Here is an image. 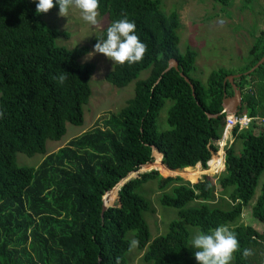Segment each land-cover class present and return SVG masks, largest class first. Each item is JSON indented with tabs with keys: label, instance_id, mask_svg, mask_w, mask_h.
Instances as JSON below:
<instances>
[{
	"label": "trees",
	"instance_id": "obj_1",
	"mask_svg": "<svg viewBox=\"0 0 264 264\" xmlns=\"http://www.w3.org/2000/svg\"><path fill=\"white\" fill-rule=\"evenodd\" d=\"M214 1L228 8L238 1L249 10L255 0ZM58 10L54 4L38 14L33 0H0V264H129L135 248L144 251L145 264H195L191 227L208 231L218 225L237 234L240 250L230 264H264V231L243 222L264 175V63L246 74L264 57V32L240 70L217 69L203 83L193 77L196 51H179L177 12H163L160 0H100L98 12L108 17V26L125 16L134 20L147 46L141 61L114 64L105 76L118 89L135 82V94L102 127L49 153L48 142H60L68 124L83 126L96 71L94 63L81 62L90 45L70 49L56 44L62 33L45 18ZM173 59L180 71L162 76ZM64 71L63 84L53 80ZM144 71L149 75L140 80ZM236 75H241L235 84L242 92L237 116L252 122L248 129L231 130L235 141L225 149V170L218 177L221 195L207 177L191 183L152 170L127 182L119 191L120 204L102 215L106 192L153 163V147L175 172L217 165V142L223 139L227 115L208 114L222 113L226 96L234 95L228 77ZM167 101L172 102L169 129L162 131L158 118ZM237 141L242 143L239 151ZM19 154L44 159L38 167L21 166ZM151 181L157 183L160 204L177 211L169 231L155 239L146 218L154 212L152 203L140 191ZM117 198L118 192L111 206ZM251 207L253 217L264 224V181ZM132 239L138 245L130 249ZM244 248L252 254L244 257Z\"/></svg>",
	"mask_w": 264,
	"mask_h": 264
},
{
	"label": "rangeland",
	"instance_id": "obj_2",
	"mask_svg": "<svg viewBox=\"0 0 264 264\" xmlns=\"http://www.w3.org/2000/svg\"><path fill=\"white\" fill-rule=\"evenodd\" d=\"M160 1L163 12L166 14L177 12L179 14L180 27L178 29V35L180 38V53L185 55L189 48L195 50L197 53L196 70L193 73V77L206 83L209 75L217 69H239L241 64L236 63V57L233 54V50L237 45L242 49L243 46L244 49H249L250 45H252L253 42L250 41L249 38L257 29V24L260 21L259 14L263 13L264 8V6L261 5L260 0H255L249 10L241 8L242 3L238 1H233L229 8L228 6L214 0ZM257 6L258 11L256 10ZM251 10H253V12ZM255 10L259 12V14L256 13ZM58 12L59 10L45 18V21L50 27L56 28L62 33V35L57 37L56 44L70 49L90 45V53L85 56L81 62L94 63L96 65V71L91 81L92 97L89 103L84 107L85 122L83 126L77 127L68 124L67 134L60 142H48L49 153L58 151L65 146L69 140L81 135L87 130L94 129L97 126L102 127L103 120L111 113H117L125 106L129 99L134 97L135 94V82L124 89H118L109 84L105 80V76L113 68L115 63L102 53H95L92 55L94 52L92 41L108 26V17L98 15V23L96 25H90L82 20L78 10H71L68 17L60 16ZM250 14L251 18L248 17ZM246 33H248V36L245 35ZM148 75L149 71H144L139 79L143 80ZM171 105L172 102L167 101L166 106L161 111L158 118V126L162 131L169 129L167 115ZM232 129L233 128H229L226 130L225 128L223 139L217 142L219 148L217 153V157L219 156L218 163L220 158L223 159L225 149L229 145V143L224 145V137L225 135L227 136L228 131H231ZM241 145V141L236 142L237 151L241 149ZM43 159L44 156L39 154L33 157H28L23 154L18 155V163L21 166L23 164L29 167H38ZM162 159V155L156 154L154 162L142 167L138 173L140 172L143 174L156 170L164 177L181 176L191 183H197L207 177L212 182L216 195H221V187L219 185L218 177L221 176L225 170L224 163L217 172H215V170H213V172L209 171V162L206 171L199 165L198 167L193 168V170L199 169L198 172H175L165 166L162 163ZM214 161L215 160L212 162ZM218 163L217 165H219ZM196 177L198 178L196 181H191ZM263 181L264 175L261 178L256 196L253 198L250 206L245 209L243 215V222L247 225L253 226L260 233L264 231V224L253 217L251 206L255 203L261 192ZM140 191L152 203L154 212L147 214L146 218L150 226L152 239H155L157 236L166 234L169 231L170 222L177 219V211L160 204V193L156 182H148ZM111 197L113 198V196ZM112 200L113 199H111V201ZM111 201L108 202L111 203ZM113 205H118V198ZM197 231L199 230L191 227L190 240ZM143 254L144 251H139L135 248L133 252L129 254V264H145L142 260ZM193 262L198 264L195 257L193 258Z\"/></svg>",
	"mask_w": 264,
	"mask_h": 264
},
{
	"label": "clouds",
	"instance_id": "obj_3",
	"mask_svg": "<svg viewBox=\"0 0 264 264\" xmlns=\"http://www.w3.org/2000/svg\"><path fill=\"white\" fill-rule=\"evenodd\" d=\"M37 13H46L54 4L58 6V14L68 17L70 11H79L82 20L90 25L98 23V8L100 0H33ZM146 44L136 33V23L128 17L113 20L104 34L97 38L94 52L102 53L113 63L129 65L142 60L146 51ZM66 71L53 76V80L60 84L67 79ZM138 245L132 239L129 248ZM190 247L194 249V257L198 264H230L233 253L240 250V244L235 231L225 225H218L208 231H197L190 240ZM251 249L244 248L242 255L248 257Z\"/></svg>",
	"mask_w": 264,
	"mask_h": 264
},
{
	"label": "water",
	"instance_id": "obj_4",
	"mask_svg": "<svg viewBox=\"0 0 264 264\" xmlns=\"http://www.w3.org/2000/svg\"><path fill=\"white\" fill-rule=\"evenodd\" d=\"M264 63V57L246 74H250L251 72L255 71L257 68H259L262 64ZM171 69H176L177 71H180V67H179V62L175 59L171 60L169 62L168 68L163 72L162 76L167 73L168 71H170ZM181 76L185 79V81L187 83L190 84V86L192 87L193 90V94H195V90H194V86L192 84V82L190 81V79L188 77H186L184 75V73H180ZM162 76L160 77V79L162 78ZM241 75H237V76H230L229 77V81L233 86L234 89V95L232 97H227L225 98L224 102H223V111L220 114L217 115H212V114H208L209 118H218L220 115L222 114H226V115H232V114H236L240 111L241 105H242V92L240 91V89L237 87V85L234 83V80L236 77H240ZM159 79V80H160ZM195 96V95H194ZM155 152H157V149L155 147H153V155L155 154ZM163 158V156H162ZM150 164V163H149ZM146 165H143L142 167H144ZM136 174V175H135ZM141 174L140 172L138 173V171L136 172H132L129 173L128 176L124 179H122L115 188H113L112 190L106 192V194L103 197V210H102V215L110 208L113 207L112 206H108L106 204V198L108 196V194L110 192H112L115 189H118V191L121 190V188L127 183L129 182L131 179H134L136 177H138V175ZM135 175V176H134ZM118 204H120V197H119V192H118Z\"/></svg>",
	"mask_w": 264,
	"mask_h": 264
},
{
	"label": "crops",
	"instance_id": "obj_5",
	"mask_svg": "<svg viewBox=\"0 0 264 264\" xmlns=\"http://www.w3.org/2000/svg\"><path fill=\"white\" fill-rule=\"evenodd\" d=\"M260 3H261V5L264 6V0H260ZM256 10L258 11V6H257ZM256 10H255V12L259 14V12H257ZM259 15H260V17H259L260 18V21L257 24V29L255 30V32L253 33V35H251L250 38H249L250 41H252L253 43L255 41V38L259 34H261V32H264V8H263V13L262 14H259ZM248 17L251 18V14L248 15ZM245 35L248 36V33H246ZM253 43H252V45H253ZM252 45H250L249 49H244V46H243V49L239 45L235 46V49L233 50V54L236 57V63L241 64V66L239 67V69H236V70H240L247 63L248 58H249V50L252 47ZM247 46H248V43H247ZM247 46H246V48H247ZM237 78H239V77H236L235 79H237ZM195 79H197V78H195ZM228 80H229V77H228ZM234 83H235V80H234ZM232 89H233V86H232ZM233 91H234V89H233ZM228 138H229V140H228ZM224 140H228L230 144L235 141V138H233L232 135H231V131H228V134H227V136L225 137Z\"/></svg>",
	"mask_w": 264,
	"mask_h": 264
},
{
	"label": "built area",
	"instance_id": "obj_6",
	"mask_svg": "<svg viewBox=\"0 0 264 264\" xmlns=\"http://www.w3.org/2000/svg\"><path fill=\"white\" fill-rule=\"evenodd\" d=\"M252 119L248 116H229L226 121V130L239 126L240 130H243L251 124Z\"/></svg>",
	"mask_w": 264,
	"mask_h": 264
},
{
	"label": "bare ground",
	"instance_id": "obj_7",
	"mask_svg": "<svg viewBox=\"0 0 264 264\" xmlns=\"http://www.w3.org/2000/svg\"><path fill=\"white\" fill-rule=\"evenodd\" d=\"M237 114L238 113H236V114H232V115H227V117H229V116H237ZM252 122V121H251ZM250 126V125H249ZM236 127H238L239 128V126H236ZM234 128V127H233ZM249 127H247V128H245V129H248ZM240 129V128H239ZM245 129H243V130H245ZM225 137H226V135H225ZM224 137V138H225ZM228 140H229V138H228ZM228 140H225V142H224V145H227L228 143H229V141ZM230 144V143H229ZM157 154V152H155V154H154V157H155V155ZM224 163V166H225V155H224V157H223V159L222 158H220V160H219V165H217V166H215V167H213V168H209V171L210 172H213V170H215V172H217L219 169H220V167L222 166V164ZM145 167V166H144ZM206 171V170H205ZM136 175V174H135ZM134 175V176H135ZM117 192H119L118 191V189H115V190H113L112 192H110V193H112L113 194V198L112 199H114V196H115V194L117 193ZM109 193V194H110ZM108 194V197L110 196ZM106 204L108 205V206H111V204H112V201H111V203H109L108 202V198H106Z\"/></svg>",
	"mask_w": 264,
	"mask_h": 264
}]
</instances>
